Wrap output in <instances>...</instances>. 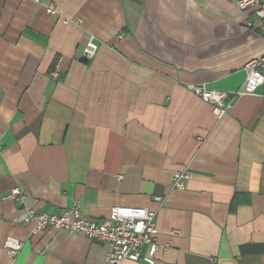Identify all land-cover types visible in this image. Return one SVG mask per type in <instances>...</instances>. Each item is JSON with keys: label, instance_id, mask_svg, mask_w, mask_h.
Wrapping results in <instances>:
<instances>
[{"label": "crops", "instance_id": "0c3cea01", "mask_svg": "<svg viewBox=\"0 0 264 264\" xmlns=\"http://www.w3.org/2000/svg\"><path fill=\"white\" fill-rule=\"evenodd\" d=\"M259 26L236 0H0V264H107L82 233L21 222L75 203L155 211L157 264H264V84L234 96ZM193 85L228 92L226 113Z\"/></svg>", "mask_w": 264, "mask_h": 264}, {"label": "built area", "instance_id": "2783aa9c", "mask_svg": "<svg viewBox=\"0 0 264 264\" xmlns=\"http://www.w3.org/2000/svg\"><path fill=\"white\" fill-rule=\"evenodd\" d=\"M240 10L253 9L260 20L259 29L264 36V0H236ZM47 13H58L54 4L46 7ZM68 19H65L67 22ZM78 20L77 22H80ZM98 51L94 36L87 41L84 57L93 59ZM247 71L243 85L234 92V96L256 94L264 84V54L251 59L245 66ZM199 97L212 105L216 117H222L229 107L226 99L228 92L207 88L204 85L190 87ZM0 87V98L2 96ZM189 178L186 171H175L173 185L177 189L185 186ZM12 195L19 204L24 203V195L20 189H13ZM155 211L140 206L117 205L112 207L110 214L103 219H93L82 214L79 203L59 213H48L27 209L21 217L24 225H32L34 233L47 227L65 229L82 233L90 239L107 247V264H121L124 260L144 261L146 264H157L158 252L166 248L157 238L158 228L155 221ZM22 247V242L14 237L5 241V248L9 256L14 257ZM146 252L143 253V248Z\"/></svg>", "mask_w": 264, "mask_h": 264}]
</instances>
